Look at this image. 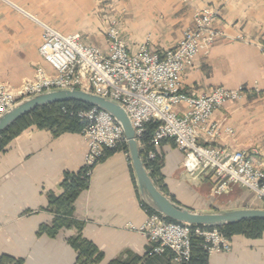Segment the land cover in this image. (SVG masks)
Listing matches in <instances>:
<instances>
[{
	"label": "crops",
	"instance_id": "0c3cea01",
	"mask_svg": "<svg viewBox=\"0 0 264 264\" xmlns=\"http://www.w3.org/2000/svg\"><path fill=\"white\" fill-rule=\"evenodd\" d=\"M160 4L159 10L145 9L122 21L124 42L131 51L147 42L152 50L163 53L194 26L193 16L199 9L217 8L214 26L219 36L208 55L199 54L194 66L182 74L181 87L186 93H204L215 86L245 88L240 100L226 101L213 112L212 119L222 130L217 144L250 152L254 163L264 168V0H166ZM91 7L92 0H32L27 11L38 22L67 34L96 30L99 21ZM100 41L103 47L105 41ZM37 65L50 70L38 57L30 77ZM225 128L234 134H225ZM157 150L164 187L159 190L171 200L196 212L263 208L253 192L240 186L213 195V177L204 172L188 175L182 167L183 154L172 140L163 141ZM85 151L78 131L55 132L35 124L0 151V255L21 258L23 264H76V252L67 239L77 234L103 253L102 264L141 257L152 248L149 240L126 228L128 223L140 225L145 213L133 169L121 150L103 155L91 170L87 188L74 200L71 218L82 223L81 229L61 228L53 237L40 232L55 216L50 197L60 196L64 178L81 170ZM230 243L229 251L210 255L207 264H264V232L256 239L236 234Z\"/></svg>",
	"mask_w": 264,
	"mask_h": 264
},
{
	"label": "built area",
	"instance_id": "2783aa9c",
	"mask_svg": "<svg viewBox=\"0 0 264 264\" xmlns=\"http://www.w3.org/2000/svg\"><path fill=\"white\" fill-rule=\"evenodd\" d=\"M218 9L206 5L193 16L194 26L182 32L179 41L158 53L147 42L131 51L120 35L115 21L107 27L103 47L87 44L77 33H61L42 24L40 57L50 70L35 69L31 79L12 89L0 84V114L16 101L59 89L83 90L118 103L128 115L138 148L145 125L156 123L147 151L154 159L160 144L172 140L183 154V169L190 176L207 173L214 179V193L221 194L233 186L253 192L264 204V168L254 163L252 154L217 144L222 130L212 119L213 112L226 101H238L245 88L215 86L204 93H186L181 87L182 74L194 66L199 54H207L215 44L218 32L214 22ZM82 125L86 151L83 156L85 175L103 155L126 142L122 127L106 111L91 106L77 113ZM225 134H234L225 128ZM130 162L128 152H124ZM145 213L143 222L126 228L139 233L153 245L151 252L172 255V264L191 258V238H200L207 258L216 252H227L230 239L217 228L167 221L159 213Z\"/></svg>",
	"mask_w": 264,
	"mask_h": 264
},
{
	"label": "trees",
	"instance_id": "16d2710c",
	"mask_svg": "<svg viewBox=\"0 0 264 264\" xmlns=\"http://www.w3.org/2000/svg\"><path fill=\"white\" fill-rule=\"evenodd\" d=\"M90 107L91 105L77 101H70L37 108L18 118L13 124L0 132V151L3 150L5 145L13 137L32 124L50 128L55 132H80L82 125L78 119L77 112ZM155 127L156 123L154 122H149L145 125V131L141 139L144 148H139V154L151 180L158 188L163 189L164 187L161 184L162 175L160 173V157L157 155L154 159H147L146 156L147 151L151 149L149 140L151 139ZM115 150L128 152L127 143L124 142L114 149H105L103 155ZM102 158L103 157H101L100 160ZM85 172L86 169L81 168L76 174L67 175L64 178L62 182L64 188L63 193L58 197H50V210L55 214L52 224L50 226L42 225L40 227V232H44L48 236L53 237L61 228H73L78 231L81 229L82 223L72 219L71 214L74 200L82 190L87 188L89 176H86ZM143 207L147 213H155V211L149 208L144 202ZM165 219L167 221L177 222L168 218ZM216 228L229 239L236 234L256 239L260 238L264 232V219H246L235 224H227ZM67 242L76 252V264H101L104 258L103 253L93 243L82 238L80 234H77L74 237H69ZM23 262L24 260L21 258H14L5 254L0 255V264H23ZM207 263L208 258L200 247V238L193 236L191 238V258L188 262L182 264ZM106 264H172V255L167 250L161 254H156L151 252L150 249L141 257L131 256L127 260L113 259Z\"/></svg>",
	"mask_w": 264,
	"mask_h": 264
},
{
	"label": "rangeland",
	"instance_id": "374dc122",
	"mask_svg": "<svg viewBox=\"0 0 264 264\" xmlns=\"http://www.w3.org/2000/svg\"><path fill=\"white\" fill-rule=\"evenodd\" d=\"M165 1L92 0L90 10L99 21V25L94 31H78L77 34H79L85 43L101 46L99 44L102 42L100 39L102 38L103 41H106L107 27L111 21L116 22L122 37L121 28L124 19H129L136 12H142L145 9L154 8V10H159L161 8L160 2ZM25 2L27 6H23ZM31 2L32 0H0V84L9 86L12 89L17 88L24 81L31 79L35 69L42 67L40 65L35 66L32 76H29L37 58L40 57L38 44H40L39 40L41 41V24H44L38 22L37 16L27 11V9H30L29 4ZM216 31L218 32L217 29ZM208 53L205 55H208ZM157 155L158 150L156 151ZM128 164L131 166V163L128 162ZM213 189L214 186L212 193L216 196L217 194L214 193ZM127 259L129 257L120 260Z\"/></svg>",
	"mask_w": 264,
	"mask_h": 264
},
{
	"label": "water",
	"instance_id": "95a60500",
	"mask_svg": "<svg viewBox=\"0 0 264 264\" xmlns=\"http://www.w3.org/2000/svg\"><path fill=\"white\" fill-rule=\"evenodd\" d=\"M77 101L108 112L120 124L126 139L131 166L141 200L152 210L177 222L216 228L242 220L264 219V208H239L196 212L163 194L148 175L139 154L134 130L124 109L116 102L83 90H51L16 102L0 114V132L31 111L55 103Z\"/></svg>",
	"mask_w": 264,
	"mask_h": 264
},
{
	"label": "bare ground",
	"instance_id": "6f19581e",
	"mask_svg": "<svg viewBox=\"0 0 264 264\" xmlns=\"http://www.w3.org/2000/svg\"><path fill=\"white\" fill-rule=\"evenodd\" d=\"M44 25H45V24H44ZM41 28H43L42 24H41ZM24 99H25V98H24ZM21 100H23V99H21ZM18 101H20V100H18ZM18 101H16V102H18ZM16 102H15V103H16ZM15 103H14V104H15ZM14 104H13V105H14ZM79 133H80V132H79ZM101 157H103V155H102ZM101 157H100V158H101ZM99 160H100V159H99ZM99 160H98V161H99ZM98 161H97V162H98ZM182 166H183V162H182ZM91 170H92V168H91Z\"/></svg>",
	"mask_w": 264,
	"mask_h": 264
}]
</instances>
